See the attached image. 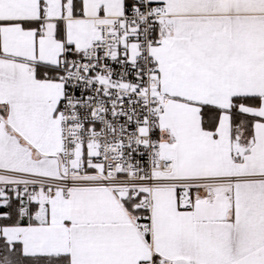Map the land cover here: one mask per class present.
<instances>
[{"label": "snow or ice", "instance_id": "6c2138e0", "mask_svg": "<svg viewBox=\"0 0 264 264\" xmlns=\"http://www.w3.org/2000/svg\"><path fill=\"white\" fill-rule=\"evenodd\" d=\"M0 264H264V0H0Z\"/></svg>", "mask_w": 264, "mask_h": 264}]
</instances>
